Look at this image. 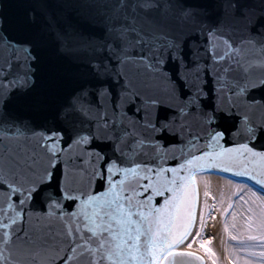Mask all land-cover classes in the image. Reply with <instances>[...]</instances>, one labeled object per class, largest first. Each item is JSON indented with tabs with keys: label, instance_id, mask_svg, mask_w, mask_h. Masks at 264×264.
<instances>
[{
	"label": "snow or ice",
	"instance_id": "1",
	"mask_svg": "<svg viewBox=\"0 0 264 264\" xmlns=\"http://www.w3.org/2000/svg\"><path fill=\"white\" fill-rule=\"evenodd\" d=\"M0 264H264V0H0Z\"/></svg>",
	"mask_w": 264,
	"mask_h": 264
},
{
	"label": "rangeland",
	"instance_id": "2",
	"mask_svg": "<svg viewBox=\"0 0 264 264\" xmlns=\"http://www.w3.org/2000/svg\"><path fill=\"white\" fill-rule=\"evenodd\" d=\"M205 180H208L211 184L212 193L219 197L220 192L228 193L229 192V185L227 184V180L222 176H205ZM202 192V191H201ZM212 201H209L211 203ZM217 208L220 207L219 202L217 201ZM216 220H210L212 224L213 231L218 233L219 241L213 239V250L217 252V255H220L221 249L225 243H227L226 237L223 236L222 231V218L220 217L219 212L215 213ZM212 237V236H211ZM213 238V237H212Z\"/></svg>",
	"mask_w": 264,
	"mask_h": 264
},
{
	"label": "bare ground",
	"instance_id": "3",
	"mask_svg": "<svg viewBox=\"0 0 264 264\" xmlns=\"http://www.w3.org/2000/svg\"><path fill=\"white\" fill-rule=\"evenodd\" d=\"M202 193V192H201ZM201 201H203V195L201 194ZM212 224L210 223V220L207 221V225H206V228H207V232L210 236H212L214 239H216V241H219V238H218V233L216 231H213L212 229ZM193 251L196 252L197 251V248L194 246L193 248Z\"/></svg>",
	"mask_w": 264,
	"mask_h": 264
},
{
	"label": "water",
	"instance_id": "4",
	"mask_svg": "<svg viewBox=\"0 0 264 264\" xmlns=\"http://www.w3.org/2000/svg\"><path fill=\"white\" fill-rule=\"evenodd\" d=\"M202 194V193H201ZM201 199V198H200Z\"/></svg>",
	"mask_w": 264,
	"mask_h": 264
}]
</instances>
